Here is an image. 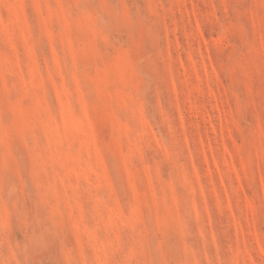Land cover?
<instances>
[{
    "label": "rangeland",
    "instance_id": "374dc122",
    "mask_svg": "<svg viewBox=\"0 0 264 264\" xmlns=\"http://www.w3.org/2000/svg\"><path fill=\"white\" fill-rule=\"evenodd\" d=\"M0 264H264V0H0Z\"/></svg>",
    "mask_w": 264,
    "mask_h": 264
}]
</instances>
